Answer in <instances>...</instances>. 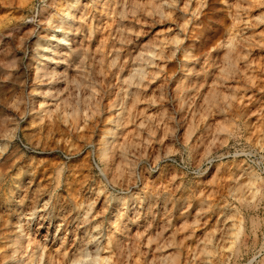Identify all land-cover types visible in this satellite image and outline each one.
<instances>
[{
    "label": "rangeland",
    "instance_id": "1",
    "mask_svg": "<svg viewBox=\"0 0 264 264\" xmlns=\"http://www.w3.org/2000/svg\"><path fill=\"white\" fill-rule=\"evenodd\" d=\"M161 1L126 0L121 17L107 12L115 0H0V264H39L73 235L80 249L62 264H158L176 250L183 264H263L264 0H188L184 13L175 8L185 0H168L165 18L154 9ZM63 8L82 17V30L65 33L83 55L47 97L37 88V55L48 48L49 57L60 32L48 25ZM240 34L253 42L221 77L230 65L222 54ZM149 49L158 58L140 62L138 79L132 68ZM215 85L239 101L246 95L250 107L231 110L222 97L207 104ZM223 121L233 127L225 143L216 130ZM119 134L124 143L102 173L99 150Z\"/></svg>",
    "mask_w": 264,
    "mask_h": 264
},
{
    "label": "bare ground",
    "instance_id": "2",
    "mask_svg": "<svg viewBox=\"0 0 264 264\" xmlns=\"http://www.w3.org/2000/svg\"><path fill=\"white\" fill-rule=\"evenodd\" d=\"M66 1V0H65ZM125 1L126 0H115V2H114V4L112 5L111 3H110V5L106 8L107 9V12H108V10H109V12L110 13H113V14H119L121 17H122V15H123V11L125 10V5H126V3H125ZM167 1V2H166ZM166 1H161L160 2V4H158V6H155L156 8H154V9H156V12H158V14H162L163 13V10H165V8H170L171 6H174L173 4L171 5V3H169L168 2V0H166ZM175 1V0H174ZM190 1V0H189ZM198 1V0H197ZM248 1V0H247ZM250 1V0H249ZM248 1V2H249ZM113 2V1H112ZM232 2V1H231ZM231 2H229L228 1V3H230L231 4ZM105 3V2H104ZM181 3V2H180ZM197 3V2H196ZM257 3V2H256ZM69 4V3H68ZM71 4H73V3H71ZM230 4H228V5H230ZM251 4H253V3H250V5ZM112 5V6H111ZM201 5V4H200ZM248 5L249 4H247V7H248ZM250 5H249V7H250ZM63 6V5H62ZM68 6V5H67ZM66 6V7H67ZM78 4H74V5H72V6H70V8H72V9H77L78 8ZM98 6V5H97ZM103 6H105V4L103 5ZM103 6H102V8H103ZM176 10H179L181 13H184V12H186L187 10H189V7H190V3L188 2V0H185V1H183V4L181 5L180 4V6H178L177 4H176ZM232 5H230V7H231ZM245 5H243L242 7H244ZM252 6V5H251ZM59 7H60V5H59ZM64 7V6H63ZM233 7H235V6H233ZM232 7V8H233ZM172 8V7H171ZM246 8V7H245ZM244 8V9H245ZM251 8V7H250ZM63 9H65V10H62V11H59V10H61V8L58 10V13H56V18H54V20L53 19H51V20H53V22H55V23H51L50 22V24L48 25L49 26V28L50 29H52L53 28V26H52V24H56L55 25V28H58V30H57V32H60V36L59 37H57V38H55V40H54V42H52V45H54L51 49V52H50V55H49V57H46V58H44L45 57V54L44 53H42L43 51H46V50H48L49 51V49L48 48H43L44 50L40 53V54H38L37 55V63H38V65L36 66V68H35V78L37 79V78H40L39 80L41 81V79H42V81L40 82V84L38 85V91H39V93H42L43 94V96H47V97H53V94H55V92L56 93H58V89H56V87H57V83L60 81V79L63 77V76H65L66 74H67V71L69 70L68 68H66L67 66H68V62H70L71 60H72V57H73V55H75L76 56V54L77 53H80L81 51H83L79 46H77L76 45V43H75V41H73L75 38H68V35H66V31L68 30V31H70V32H72L71 30H73V29H75V30H82L83 29V27H84V23H83V21H82V17H77L78 15L76 14V12H72V10H70V9H68V8H63ZM78 9H80V8H78ZM77 9V10H78ZM229 9H231V8H229ZM233 9H235V8H233ZM242 9V8H241ZM243 9V10H244ZM98 10V9H97ZM128 10V9H127ZM131 10V9H130ZM197 10V9H196ZM232 10V9H231ZM247 10H248V8H247ZM262 10V9H261ZM104 11V10H103ZM263 11V10H262ZM83 12V11H82ZM82 12H80L81 14H82ZM101 12V11H100ZM105 12V11H104ZM152 12V11H151ZM178 12V11H177ZM196 12V11H195ZM233 12H234V10H233ZM236 12V11H235ZM234 12V13H235ZM244 12H245V10H244ZM121 13H122V15H121ZM171 13H173V11L171 12ZM170 12L169 13H167V16L169 15V14H171ZM193 13V12H192ZM191 13V14H192ZM157 14V13H156ZM230 14H231V12H230ZM235 14H237V13H235ZM162 15H164V14H162ZM177 15V14H176ZM184 15V14H183ZM198 15L200 16V12L199 11H197V13H196V15L195 16H197L198 17ZM262 15V14H261ZM260 15V16H261ZM264 15V14H263ZM262 15V16H263ZM54 16V15H53ZM54 16V17H55ZM82 16V15H81ZM105 16V15H104ZM110 16V15H109ZM157 16H159V15H157ZM169 16H171V15H169ZM181 16V15H180ZM238 17H237V19H239V14L237 15ZM253 16V15H252ZM261 16V17H262ZM172 17V16H171ZM175 17H177V16H175ZM51 18V17H50ZM104 18V17H103ZM124 18V17H123ZM164 18H165V15H164ZM167 18V17H166ZM174 18V17H173ZM178 18H180V17H178ZM259 18V17H258ZM257 18V19H258ZM198 19V18H197ZM197 19H196V21H197ZM232 19V18H231ZM234 20L236 21V16H235V18H234ZM240 20V19H239ZM249 20V19H248ZM167 21V20H166ZM170 21H172V20H170ZM181 21V20H180ZM196 21H195V23H196ZM258 21H259V19H258ZM65 22H68V23H65ZM108 22V21H107ZM199 22V21H198ZM66 25H65V24ZM89 23H91V22H89ZM117 23V22H116ZM174 23V22H173ZM177 23V22H176ZM176 23H175V26H176ZM163 24V23H162ZM179 24V23H178ZM234 24V23H233ZM251 24V23H250ZM253 24V23H252ZM257 25H258V23H256ZM86 25V24H85ZM187 25V24H186ZM195 25L196 24H194V27H195ZM179 26H180V24H179ZM182 26V25H181ZM192 26V25H191ZM249 26V25H248ZM256 26V25H255ZM102 27V26H101ZM90 28V27H89ZM104 28V27H103ZM196 29V28H195ZM90 30V29H89ZM186 30V29H185ZM193 31V30H192ZM44 32V31H43ZM89 32V31H88ZM74 33V32H73ZM248 33V32H247ZM246 33V34H247ZM45 34V33H44ZM81 34V33H80ZM40 35V34H39ZM105 36V35H104ZM235 36V35H234ZM237 36V35H236ZM43 37H46L47 38V36H43ZM74 37H76V36H74ZM52 38V37H51ZM235 38V37H234ZM252 38V36L250 37V35L249 36H241V34H240V37H237L236 39H233L232 41H230V43H229V45L231 46V48H229L228 46V50H224V53L222 54V56H223V58L225 59V60H227V61H229V66L226 68V69H224L223 71H222V73L221 74H223V76H221V74H220V76L221 77H226L227 78V76H229L232 72H234V70H236V68H235V65H233V62H231L232 60L233 61H235L234 59H236V57H239V56H242L243 55V53H242V51L243 50H245L250 44H251V42H253V41H251L250 39ZM256 40V39H255ZM71 42V43H70ZM73 42V43H72ZM98 42V41H97ZM227 45H228V43H227ZM51 46V45H50ZM50 48V47H49ZM84 49V48H83ZM231 49V50H230ZM248 49V48H247ZM246 49V50H247ZM146 51V50H145ZM144 51V53L145 54H143V55H141L140 56V58H137L138 59V62L133 66V68H132V70H133V72L136 74V77H138V79H142V75H143V71H141L140 70V68H139V64H140V62H143V63H148V65L150 64H152V60L153 59H151V55H152V53L151 52H153L152 50H151V52H150V49L149 50H147L146 52ZM165 51V50H164ZM171 52V51H170ZM186 52H188V51H186ZM215 53V52H214ZM151 54V55H150ZM157 54V53H156ZM155 54V55H156ZM167 54H168V52H167ZM170 54V53H169ZM173 54V53H172ZM242 54V55H241ZM81 55H83V52H81ZM150 55V56H149ZM46 56H48V54L46 55ZM132 56V55H131ZM153 56V58H156V56L154 57V54L152 55ZM171 56V55H170ZM170 56L168 57V58H170ZM248 56V55H247ZM174 57V56H173ZM172 56H171V58H173ZM207 57H208V55H207ZM212 57V56H211ZM158 58V57H157ZM156 58V59H157ZM220 59V58H219ZM117 60V59H116ZM236 60H238V59H236ZM241 60V59H240ZM73 61V60H72ZM136 62V61H135ZM162 62V61H161ZM171 62V61H170ZM131 63V62H130ZM72 64V63H71ZM120 64V63H119ZM224 64V63H223ZM123 65H124V63H123ZM163 65V64H162ZM155 66V65H154ZM188 66V65H187ZM116 67V66H115ZM156 67V66H155ZM190 67V66H189ZM235 68V69H234ZM68 69V70H67ZM122 69H123V66H117L116 67V73L115 74H118V73H120V72H122ZM185 69H188V68H185ZM72 70V69H71ZM158 70V69H157ZM254 70H255V68H254ZM160 71V70H159ZM71 72V71H70ZM132 72V73H133ZM145 72V71H144ZM69 73V72H68ZM131 73V72H130ZM132 73H131V75H132ZM184 73V72H183ZM238 73V72H237ZM253 73V72H252ZM187 76V75H186ZM185 76V77H186ZM182 77V76H181ZM221 77H219V79H221ZM69 78V77H68ZM188 78V77H187ZM224 78H222V80L224 79ZM43 79H45V81H43ZM182 79V78H181ZM136 80H137V78H136ZM232 80V79H231ZM225 81V80H224ZM134 82V81H133ZM142 82H143V80H142ZM218 82V81H217ZM69 83V82H68ZM144 83V82H143ZM161 83V82H160ZM219 83V82H218ZM217 83V84H218ZM225 83V82H224ZM164 84H165V82H164ZM216 84V83H215ZM233 84V83H232ZM219 85H221V84H219ZM141 87V89L140 90H142V91H144V93H145V91L148 89V84L146 85V84H142V86H140ZM152 88V87H151ZM185 89H186V87H184ZM184 88H182L181 90H183ZM226 88H227V86H226ZM229 88V87H228ZM211 89V88H210ZM140 90H139V92H140ZM137 92H138V90H137ZM137 92H136V94H137ZM139 92H138V94H139ZM37 93V90H36V92H35V94ZM39 93H37V94H39ZM141 93V92H140ZM178 93V92H177ZM176 93V94H177ZM181 93V92H180ZM179 93V94H180ZM183 93V92H182ZM185 93L186 92H184V95H185ZM137 94V95H138ZM175 94V95H176ZM187 95H188V93H186ZM210 95L208 96V98H207V100H206V102H207V104H209V105H211L212 106V104H216V102L217 101H219V100H217V97H222V99L221 100H223V102L225 103V105H227L231 110H233V109H239V108H241V107H243L244 105H249V104H246V103H248V101H246V100H244L245 98V96L244 97H242L243 99H241L240 101L238 100V98L235 96V94L234 93H231V92H228V94H226V95H223L220 91H219V88H218V85H215V86H213V88H212V91L209 93ZM123 95V94H122ZM121 95V96H122ZM136 95V97H138ZM140 95V94H139ZM237 95V94H236ZM162 96V95H161ZM177 96V95H176ZM175 96V97H176ZM140 97V96H139ZM182 96H177L176 97V101L177 102H175L176 104H178L179 106H182L185 102V99H184V97L183 98H181ZM188 97V96H187ZM164 98V97H163ZM130 99V98H129ZM141 99V98H140ZM165 99V98H164ZM175 99V98H174ZM188 99V98H187ZM121 100H122V98H121ZM142 100V99H141ZM137 101H138V99H137ZM175 101V100H174ZM191 101V100H190ZM257 101H258V103L260 102V99L258 100L257 99ZM148 102V101H147ZM222 102V101H221ZM140 102L138 101V104H139ZM141 104V103H140ZM151 104V103H150ZM187 104H189V103H187ZM219 104V103H218ZM252 104H254V102L252 103ZM120 105V103H119V101H117L116 102V100L115 101H110L109 103H108V108L109 109H115L116 107H118ZM131 105V104H130ZM130 105H129V107H130ZM135 106L137 105V104H134ZM251 105V104H250ZM250 105H249V107H250ZM134 106V107H135ZM163 106V105H162ZM184 106H185V104H184ZM226 106V107H227ZM253 106V105H252ZM252 106H251V108H252ZM258 106V105H257ZM259 109L257 110L258 111V113H259V116L261 117V119H262V121H260V119H259V116H258V119H259V125H258V129H259V134L260 133H262L263 131H264V106H262V105H259ZM175 108V107H174ZM179 108V107H178ZM220 108V107H219ZM224 108V107H223ZM254 108H255V106H254ZM254 108H252V110L254 109ZM121 109V108H120ZM247 109H248V106H247ZM134 110V109H133ZM218 111H219V109H217ZM115 111V110H114ZM125 111V110H124ZM138 111V110H137ZM249 111V110H248ZM256 111V110H255ZM256 111V112H257ZM132 112V111H131ZM133 112H136V111H133ZM250 112V111H249ZM248 112V113H249ZM219 113H220V111H219ZM247 113V114H248ZM121 114V113H120ZM145 114V113H144ZM112 115H114L113 113H112ZM132 115V114H131ZM131 115H130V112H128V114H127V116L124 118V124H128V123H131L130 121H131ZM257 115V114H256ZM111 116V115H110ZM146 116V115H145ZM133 117H134V115H133ZM138 117H139V114H138ZM137 118V117H136ZM122 119V118H121ZM120 115H118L117 117H116V119H114L113 120V124H115V128L116 127H118L119 125L118 124H120L119 122H120ZM112 120V119H111ZM133 120V119H132ZM135 120V119H134ZM138 120H140V119H138ZM142 120V119H141ZM230 121V120H229ZM135 121H133V123H134ZM231 122V121H230ZM137 123V122H136ZM139 123H142V121L140 122L139 121ZM224 121L223 122H221V126H219V125H217V126H219L218 128L220 129H216V130H218V131H221V133L224 135V137L222 138L223 140H222V143H225L224 141H226V139H227V137H229V136H231L232 135V124L231 123H229V122H225L224 124ZM139 125H141V124H139ZM211 126V125H210ZM216 126V127H217ZM122 127H125V125L124 126H122ZM127 127V126H126ZM215 127V126H214ZM4 128V127H3ZM114 128V129H115ZM120 128V127H119ZM255 128V127H254ZM256 128V129H257ZM263 129V130H262ZM111 130V129H110ZM109 130V131H110ZM215 130V131H216ZM254 130V129H253ZM111 131H114V130H111ZM108 132V131H107ZM258 132V131H257ZM107 134V136L109 135L110 136V138H112L114 135H112L110 132L109 133H106ZM117 138L115 139V141H114V145H112V147L110 148H106L107 146H110V145H108V142L106 143V147L104 148L103 147V149H101V150H99V152H100V158H101V160H102V164H103V171H102V173L104 172H106L108 169H109V167L111 166V162L113 161L112 159H113V156L114 155H112V153H114V152H112L111 151V149L113 150V149H115L116 147H120L123 143H124V139L122 138V136H121V134H119V136L117 135L116 136ZM108 139V138H107ZM105 142H106V139H105ZM103 146H104V144H102ZM218 145V144H217ZM260 145V144H259ZM124 146V145H123ZM122 146V147H123ZM143 146V145H142ZM112 152V153H111ZM132 152V151H131ZM124 154L125 153H123V156H124ZM123 158V157H122ZM112 160V161H111ZM114 162V161H113ZM252 173V172H251ZM248 174V173H247ZM105 175V174H104ZM250 175H252V174H250ZM249 177V176H248ZM253 179V178H252ZM251 179V180H252ZM257 181V180H256ZM3 182V181H2ZM126 182V181H125ZM251 182V181H250ZM246 182H244V184H245ZM260 183V182H259ZM243 184V185H244ZM234 186V185H233ZM245 187V186H244ZM258 187V186H257ZM228 192V191H227ZM236 193V192H235ZM215 198V197H214ZM253 200V199H252ZM252 202V201H251ZM251 205H252V203H251ZM80 207V206H79ZM229 207V206H228ZM249 208V207H248ZM256 208V207H255ZM224 211V210H223ZM90 212V211H89ZM88 212V213H89ZM118 212V211H117ZM120 213V212H119ZM120 215V214H119ZM87 216H89V215H87ZM118 216V215H117ZM121 216V215H120ZM119 217V216H118ZM228 217V216H227ZM82 218V217H81ZM120 219V218H119ZM135 219V218H134ZM83 221L82 222H80V224H85V220H86V218H84V219H82ZM89 220V219H88ZM87 220V221H88ZM121 222H122V230L123 231H125L126 230V232H128L129 230H130V224H128L127 222H125L126 220H124L123 219V216H121ZM251 221V220H250ZM123 222H125V223H123ZM136 222H138V221H136ZM228 222V221H227ZM243 222V221H242ZM252 222V221H251ZM255 222H257V221H255ZM77 224V223H76ZM119 224V223H118ZM242 224V223H241ZM240 224V225H241ZM251 224V223H250ZM234 225H232V227H233ZM250 226V225H249ZM258 226V225H257ZM76 227V226H75ZM74 227V228H75ZM85 228V227H84ZM97 228V227H96ZM214 228V227H213ZM228 229V228H227ZM74 230V229H73ZM233 230H235L234 229V227H233ZM242 230H243V227L241 228L240 227V232H242ZM228 231V230H227ZM230 231H231V229H230ZM75 232V231H74ZM82 232H84V231H82ZM134 232V231H133ZM238 232V231H237ZM70 233V232H69ZM73 233V232H72ZM239 233V232H238ZM244 233V232H243ZM76 234V233H75ZM83 234V233H82ZM126 234V233H125ZM124 234V235H125ZM127 235V234H126ZM234 235V234H233ZM241 235H242V233H241ZM73 237H74V239L73 240H70V241H68L65 245L63 244L62 245V249H57V250H59V251H57L56 250V252L55 253H49V257L47 258V259H45V258H43V259H41L39 262V264H62L65 260H66V257H68V255L70 256V254H71V252L74 250V249H76V248H74V243L76 242V235H73ZM132 237H134V236H132ZM218 237H220V236H218ZM239 237V236H238ZM35 238V237H34ZM121 239V238H120ZM241 239V238H240ZM134 240V239H133ZM172 240V239H171ZM220 240V239H219ZM235 240H237L236 239V237H235ZM34 240H32L31 242H33ZM170 241V240H169ZM169 241H167V242H169ZM174 241V240H173ZM238 241V240H237ZM237 241H236V243H237ZM39 242V241H38ZM129 242V241H128ZM131 242V241H130ZM160 242V241H159ZM175 242V241H174ZM221 242V241H220ZM240 242V241H239ZM37 244H39V243H37ZM31 245H33V243L31 244ZM133 245V244H132ZM222 245V244H221ZM76 246V245H75ZM218 246V245H217ZM79 247V246H78ZM124 247V246H123ZM236 247V246H235ZM210 248V247H209ZM79 249H80V247H79ZM78 248L76 249V251H78L79 250ZM212 249V248H211ZM236 249V248H235ZM179 250V249H178ZM206 251H207V249H206ZM209 251H213V250H209ZM232 252V251H231ZM172 253H174V252H172ZM171 253V254H172ZM211 253V252H210ZM235 253V252H234ZM237 253V252H236ZM239 253V252H238ZM82 254V252L79 254L78 253V257H83V256H79V255H81ZM144 254V253H143ZM170 254V255H171ZM206 254H208V253H206ZM41 255H42V257H43V254L41 253ZM40 255V256H41ZM87 256V255H86ZM97 256V255H96ZM111 256V255H110ZM113 256V255H112ZM165 256V255H164ZM182 254L180 253V252H178L177 250H176V252L174 253V254H172V256H169V258H167L166 259V257L165 258H163V257H161V258H163V259H165L164 261H160L158 264H179L180 262L183 264V260H182ZM186 256V255H185ZM209 256V255H208ZM236 256V255H235ZM88 257V256H87ZM92 257V256H91ZM188 257V256H187ZM210 257V256H209ZM40 258V257H39ZM93 258V257H92ZM109 258V257H108ZM113 258H114V256H113ZM184 258V257H183ZM35 259V258H34ZM37 259V258H36ZM111 259V258H110ZM109 259V260H110ZM189 259V258H188ZM236 259V258H235ZM160 260H162V259H160ZM182 260V261H181ZM185 260H187V259H185ZM75 261V260H74ZM96 260H95V258H94V262H95ZM103 261V260H102ZM73 262V261H72ZM78 262V261H77ZM76 262V263H77ZM79 262H81V264H83L84 263V260H83V258L82 259H80L79 260ZM158 262V261H157ZM186 262V261H185ZM184 262V263H185ZM32 263V262H31ZM35 263V262H34ZM69 263V262H68ZM67 263V264H68ZM97 263V262H96ZM95 263V264H96ZM103 263V262H102ZM72 264V263H71ZM75 264V263H74ZM110 264H117L116 262H110ZM155 264H156V262H155ZM185 264H187V263H185ZM189 264V263H188ZM195 264V263H194ZM263 264H264V260H263Z\"/></svg>",
    "mask_w": 264,
    "mask_h": 264
}]
</instances>
